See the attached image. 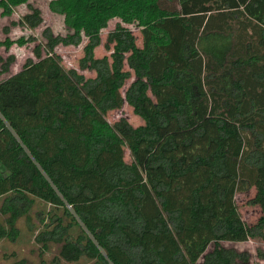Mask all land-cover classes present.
Wrapping results in <instances>:
<instances>
[{
  "label": "trees",
  "instance_id": "obj_1",
  "mask_svg": "<svg viewBox=\"0 0 264 264\" xmlns=\"http://www.w3.org/2000/svg\"><path fill=\"white\" fill-rule=\"evenodd\" d=\"M29 2L0 0V10L10 17ZM49 8L71 33L46 28L35 57L86 41L79 69L96 76L68 71L76 85L68 92L85 100L101 88L103 95L95 103L68 101L56 63L38 81L0 82V242L17 243L25 219L43 252L57 249L51 264H167L165 246L149 245L146 236L182 237L191 221L208 227L213 240L190 264H251L248 251L225 242L262 237L235 216L236 195L264 187V0H51ZM115 18L139 30L141 45L119 23L106 38L110 57L96 58ZM42 23L32 7L19 21L31 30ZM33 40L6 38L0 51ZM15 61L0 54V75ZM132 78L124 102L144 123L95 119L119 107L117 94ZM87 117L86 133L78 120ZM123 136L132 161L103 168L101 156ZM93 175L108 189L104 195L86 182ZM4 182L9 191L1 195ZM41 198L54 204L36 212ZM258 204L264 224V192ZM10 256V264H31ZM173 259L184 264L183 250Z\"/></svg>",
  "mask_w": 264,
  "mask_h": 264
},
{
  "label": "rangeland",
  "instance_id": "obj_2",
  "mask_svg": "<svg viewBox=\"0 0 264 264\" xmlns=\"http://www.w3.org/2000/svg\"><path fill=\"white\" fill-rule=\"evenodd\" d=\"M51 0H30L28 5H22L15 9L14 13L10 17L2 15V10H0V40L3 41L6 38H10L13 41H17L20 38L28 39L30 37L34 38L33 41L20 46L14 44L11 49L5 50L2 48L0 54L2 57L7 58L9 55H14L16 61L12 64L10 71L6 74L0 75V82L6 79H20L29 82L38 81L41 78H46L47 68L56 63L59 67L62 76L64 77V92L65 98L72 103H95L99 101L103 95L101 88L96 89L90 93L85 100L79 98L76 93H69V88H75L76 85L73 81L67 79V73L70 70H77L78 72L84 74L86 78H94L96 73L91 71H80V60L84 56L83 47L86 43L84 41L80 46H65L59 45L55 48L53 54H46L44 52L42 59H37L35 57L34 49L40 44L45 45L46 41L43 37V31L46 28L51 29L55 36H66L71 33V30L66 26L64 21V16L52 12L49 8ZM30 7L37 8L41 11L43 17V23L37 29L31 30L25 26L19 25V21L24 15L30 13ZM15 23V25H13ZM121 24L124 27L133 31L134 35L138 38V43L141 45V34L139 30L133 25H128L121 23L117 18L112 19L108 27L102 32V44L95 50L96 58H103L105 56L110 57L111 51L107 50L105 47L106 38L109 32L113 31L117 24ZM8 29V32H6ZM60 58L59 60L57 58ZM29 59L34 61V64L25 68V64ZM55 59V60H54ZM134 78L130 79L125 88L122 89L117 94V101L119 107L116 110H112L107 113L97 112L95 119L113 125L114 122L121 118H125L133 127L140 126L144 123L142 118L136 115L133 109L124 102V92L126 88L131 84ZM92 117H87L84 120H78V126L83 132H88L91 128ZM124 143L115 147L113 152L104 153L100 158V163L103 166H107L114 160H122L125 162L132 161L131 153V140L129 137H122ZM86 182L91 184L98 195H104L108 192L103 185L100 177L93 175L86 179ZM24 190L26 188L20 187ZM9 191V184L7 182L3 183V188L1 195H5ZM264 192V187L253 188L247 193H238L236 195L237 201V211L236 218L239 219L244 225L249 228H260L262 237L259 239H252L248 234H243L239 239L234 240L229 238L226 240V245H231L238 248L240 251H248L251 256V264H264V260L260 257V253L264 254V224L262 220V210L258 204V193ZM54 204L46 198H41L35 206L36 212L44 209L45 205ZM44 203V204H43ZM34 220L39 223L36 218V213L32 215ZM38 226H41L38 224ZM20 227L22 229V235L17 243L13 244L7 240L0 242V264H10L12 263L14 257L10 255L15 253V255L26 258L31 264H43V261L51 262L54 253L57 249H53L52 252L46 253L42 251V246L35 242L34 235L27 231L26 220L23 219L20 222ZM148 244H154L158 246L163 244L165 246V259L167 264H182L176 262L173 259V255L178 250H183L184 253V264H190L192 261L199 260L201 257L199 247L209 248L213 237L208 230V227L199 224H193L188 221V229L185 235L178 237L176 235H169L163 237L146 236ZM189 247L190 251L186 249ZM7 256V257H6ZM51 264V263H50ZM78 264H92L86 260L81 261Z\"/></svg>",
  "mask_w": 264,
  "mask_h": 264
}]
</instances>
